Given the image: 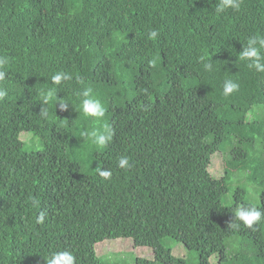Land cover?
I'll use <instances>...</instances> for the list:
<instances>
[{"label": "trees", "instance_id": "16d2710c", "mask_svg": "<svg viewBox=\"0 0 264 264\" xmlns=\"http://www.w3.org/2000/svg\"><path fill=\"white\" fill-rule=\"evenodd\" d=\"M218 3L0 0V264H45L59 251L75 264H264V219L228 229L236 208L264 210V72L238 56L264 36V0L217 14ZM57 72L73 79L53 85ZM229 79L240 88L225 97ZM50 87L57 98L45 104ZM86 89L106 108L99 122L83 113ZM104 123L114 135L98 149L81 133ZM22 132L42 148L27 151ZM220 148L216 179L208 166ZM117 238L150 251L96 253Z\"/></svg>", "mask_w": 264, "mask_h": 264}, {"label": "clouds", "instance_id": "9594fccd", "mask_svg": "<svg viewBox=\"0 0 264 264\" xmlns=\"http://www.w3.org/2000/svg\"><path fill=\"white\" fill-rule=\"evenodd\" d=\"M243 0H219L216 6V13H222L227 9H232L234 11H239L241 8ZM149 39L155 40L159 36L156 30L149 32ZM240 61L246 62L249 69H254L256 72H264V36H252L247 40L246 45L242 48L238 54ZM203 59V58H202ZM9 63L7 57H0V67H3ZM206 70L212 69V63H205ZM6 73L0 71V81L5 79ZM73 77L69 73L57 72L51 77L53 85H60L62 81H70ZM240 85L233 80H226L223 84V95L225 97L230 96L232 93L238 91ZM91 89L84 90L81 95L85 97L82 101L83 113L88 117H93L97 122L105 117L106 108L101 103L99 99L93 98L91 96ZM8 95L5 88L0 87V100H3ZM41 98L45 104H48L56 97V90L52 87L48 88L42 93ZM67 104L60 105V108L66 109ZM47 115V112H44ZM81 135L90 142L91 145L98 149H103L111 142L114 135L112 128L108 123H104L102 129L93 128L89 131H84ZM120 168L130 167L129 160L127 157H121L118 162ZM99 175L104 179H109L112 176L110 170H102ZM35 203V200L33 201ZM43 214L38 217V222L42 221ZM262 219H264V210H261L255 206L245 207L240 206L235 209L234 219L229 223L228 229L240 230L241 225L247 228H253L254 225L258 224ZM238 245H233L237 247ZM45 264H75V257L69 251H59L51 253L45 261Z\"/></svg>", "mask_w": 264, "mask_h": 264}, {"label": "rangeland", "instance_id": "374dc122", "mask_svg": "<svg viewBox=\"0 0 264 264\" xmlns=\"http://www.w3.org/2000/svg\"><path fill=\"white\" fill-rule=\"evenodd\" d=\"M29 132H22L20 134V139L21 141L24 142V146L25 149L27 151H34V150H39L41 149V143L39 141L38 138H36V143H34V139L31 137V133ZM31 134V135H30ZM228 158V151L220 148L219 152L214 153L211 155L210 158V163L208 166V170L209 173L216 179L221 178L224 175V170H225V161ZM235 171H233L234 173ZM236 177H232L229 181V185L231 186L230 191L228 192V194L226 195V198L228 200L232 199V194L233 191L236 187V185L239 184H235L232 182V180H234ZM238 178H240V181H246L241 183L242 187L244 189H246L249 198L252 202H254V200L252 199V190L253 185L249 182H247V178L246 175H243L242 177L239 176ZM163 242L166 246H169V248H172V253H174L175 248H178L175 250V254L183 256L185 255V252L188 253L186 250L184 252V248L181 246V244L176 243L172 240H170L169 238L163 239ZM98 247V248H96ZM183 248V249H181ZM95 250L97 254H103V253H107L108 251H114V253H116V258L119 259H124L125 256H127V260H131L133 261V259L140 255L142 256V254H146L149 250V248L147 247H133L132 244V240L129 238H117V239H106L102 242H99L95 245ZM190 255H193L194 253L191 252L189 253ZM195 255V254H194ZM108 256H103L102 257V261H109ZM195 259H196V255H195Z\"/></svg>", "mask_w": 264, "mask_h": 264}]
</instances>
